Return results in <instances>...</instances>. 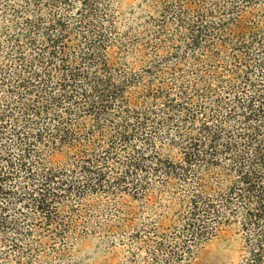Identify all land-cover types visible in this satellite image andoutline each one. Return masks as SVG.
Returning <instances> with one entry per match:
<instances>
[{"label": "trees", "instance_id": "trees-1", "mask_svg": "<svg viewBox=\"0 0 264 264\" xmlns=\"http://www.w3.org/2000/svg\"><path fill=\"white\" fill-rule=\"evenodd\" d=\"M0 0V264H264V0Z\"/></svg>", "mask_w": 264, "mask_h": 264}, {"label": "rangeland", "instance_id": "rangeland-1", "mask_svg": "<svg viewBox=\"0 0 264 264\" xmlns=\"http://www.w3.org/2000/svg\"><path fill=\"white\" fill-rule=\"evenodd\" d=\"M138 1L119 0L118 6L119 9L126 10ZM97 247V240L93 237L77 243L73 252L77 264H103L104 255ZM242 255L240 238L229 230L209 242L194 258L184 264H240Z\"/></svg>", "mask_w": 264, "mask_h": 264}]
</instances>
